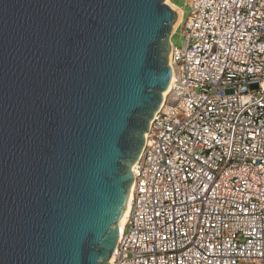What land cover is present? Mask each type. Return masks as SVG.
<instances>
[{
	"label": "water",
	"instance_id": "obj_1",
	"mask_svg": "<svg viewBox=\"0 0 264 264\" xmlns=\"http://www.w3.org/2000/svg\"><path fill=\"white\" fill-rule=\"evenodd\" d=\"M177 19L166 0H0V264H111Z\"/></svg>",
	"mask_w": 264,
	"mask_h": 264
},
{
	"label": "built area",
	"instance_id": "obj_2",
	"mask_svg": "<svg viewBox=\"0 0 264 264\" xmlns=\"http://www.w3.org/2000/svg\"><path fill=\"white\" fill-rule=\"evenodd\" d=\"M186 6L111 264H264V0Z\"/></svg>",
	"mask_w": 264,
	"mask_h": 264
},
{
	"label": "bare ground",
	"instance_id": "obj_3",
	"mask_svg": "<svg viewBox=\"0 0 264 264\" xmlns=\"http://www.w3.org/2000/svg\"><path fill=\"white\" fill-rule=\"evenodd\" d=\"M166 2H167L168 4H170L171 7H172V8L177 12V14H178L177 22L175 23V25H174V27H173V34H174V32H175L177 26L179 25L180 21L182 20L183 9L180 8L179 6H177L175 3H171L170 0H166ZM171 87H172V85H170L169 88L165 91V93H164V101L167 99L168 95L170 94V92H171ZM131 196H132V190H130L129 200H128L127 207H126L125 211L123 212V215H122L120 221L118 222V229H117V230H118L119 234H120L121 232H123L124 227H125V225H126V223H127V217H128V215H129V211H130V207H131V202H130V201H131ZM111 263H112V260H111Z\"/></svg>",
	"mask_w": 264,
	"mask_h": 264
},
{
	"label": "rangeland",
	"instance_id": "obj_4",
	"mask_svg": "<svg viewBox=\"0 0 264 264\" xmlns=\"http://www.w3.org/2000/svg\"><path fill=\"white\" fill-rule=\"evenodd\" d=\"M171 3H175L177 6L185 10V16L189 14V7L186 6V0H170ZM168 4V3H167ZM171 6L170 4H168ZM172 8V7H171ZM171 42L173 46L182 47L184 44V36L182 35V30L179 29L176 34L171 37Z\"/></svg>",
	"mask_w": 264,
	"mask_h": 264
}]
</instances>
